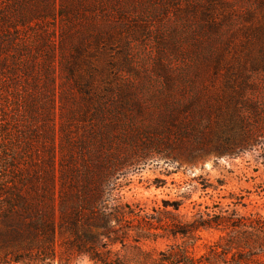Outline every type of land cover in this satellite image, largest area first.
<instances>
[{
  "label": "trees",
  "instance_id": "1",
  "mask_svg": "<svg viewBox=\"0 0 264 264\" xmlns=\"http://www.w3.org/2000/svg\"><path fill=\"white\" fill-rule=\"evenodd\" d=\"M154 1L202 20L195 35L218 30L217 8L222 22L236 11V0ZM254 2L252 41L190 69L167 65L144 78V95L142 83L97 91L91 80L103 67L89 58L107 61L130 30H148L132 0H0V264H51L57 254L66 263L264 264V217L240 215L241 198L186 218L179 202H125L117 181L144 152L173 164L264 151V0ZM201 230L222 236L196 257L186 244ZM162 239L182 243L148 247Z\"/></svg>",
  "mask_w": 264,
  "mask_h": 264
},
{
  "label": "rangeland",
  "instance_id": "2",
  "mask_svg": "<svg viewBox=\"0 0 264 264\" xmlns=\"http://www.w3.org/2000/svg\"><path fill=\"white\" fill-rule=\"evenodd\" d=\"M132 2V6L138 5L133 15L141 17V23L148 30L142 34L138 28L130 30L125 39L115 42L110 48L107 61H104L105 58H89L98 68L103 67V70L91 75L97 91L108 87L132 91L142 83L143 94L147 95L150 83H145V77L161 74L163 68L168 66L175 71L193 68L211 52H233L236 46L242 47L254 39L255 20L260 17L254 0H236L232 4L236 11L228 14L223 22V10L216 9L215 14L221 22L215 33H209L207 27L203 26L204 34L195 35L199 29L197 27L203 22L195 20L187 10L173 7L168 2L164 6L161 1L158 3L154 0ZM201 2L203 0H181L180 6L184 8L189 3L201 5ZM250 16H254V20L250 21ZM84 69L83 77L88 80L90 74ZM160 86L153 87L158 90ZM146 101L151 110L158 107L160 102L149 98ZM135 117L138 119V116ZM121 173L117 181L125 202L138 203L148 210L161 206L162 201L179 202L180 214L191 218L198 205L201 209L222 207L229 204L232 201L230 196H233L241 198L246 205V208L238 206L240 215L259 213L264 217V151L260 149L233 159L208 155L195 162L180 159L173 164L165 163L153 152H144L123 167ZM221 236L222 233L216 230H201L195 242L191 241L186 246L190 254L198 257L217 243ZM180 243V239H162L148 247L161 251L166 250L168 245ZM51 264L92 263L78 258H71L66 263L57 254Z\"/></svg>",
  "mask_w": 264,
  "mask_h": 264
}]
</instances>
